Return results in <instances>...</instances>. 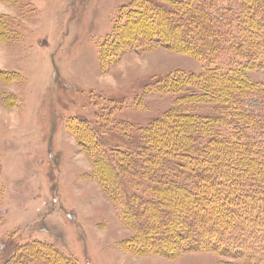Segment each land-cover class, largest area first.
Instances as JSON below:
<instances>
[{
    "label": "rangeland",
    "instance_id": "obj_1",
    "mask_svg": "<svg viewBox=\"0 0 264 264\" xmlns=\"http://www.w3.org/2000/svg\"><path fill=\"white\" fill-rule=\"evenodd\" d=\"M133 1L0 0L11 38L0 41V264L4 250L33 240L50 243L76 264L232 260L214 250L170 256L135 251L129 239L136 231L120 220V206L101 186L77 134L78 115L107 129L110 140L139 131L184 105L182 91H158L157 81L238 60L227 50L209 63L159 41L117 52L110 47L102 56V42L110 44L121 9ZM246 74L264 84V68ZM248 106L257 109V101L250 99ZM213 107L204 101L184 109L205 116ZM100 111L116 121L112 128L105 127Z\"/></svg>",
    "mask_w": 264,
    "mask_h": 264
},
{
    "label": "trees",
    "instance_id": "obj_2",
    "mask_svg": "<svg viewBox=\"0 0 264 264\" xmlns=\"http://www.w3.org/2000/svg\"><path fill=\"white\" fill-rule=\"evenodd\" d=\"M8 28L0 13V41L10 36ZM155 41L209 63L227 50L238 60L157 81L158 91H182L183 107L125 132L123 142L76 116L101 186L120 206V220L136 231L129 240L139 253L214 250L232 258L223 264H264V84L246 74L264 68V0H135L121 9L100 52ZM250 99L257 109L249 108ZM204 101L214 103L205 116L184 109ZM99 114L105 127L115 125L111 115ZM2 264L76 263L33 240L4 250Z\"/></svg>",
    "mask_w": 264,
    "mask_h": 264
}]
</instances>
